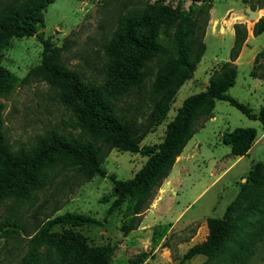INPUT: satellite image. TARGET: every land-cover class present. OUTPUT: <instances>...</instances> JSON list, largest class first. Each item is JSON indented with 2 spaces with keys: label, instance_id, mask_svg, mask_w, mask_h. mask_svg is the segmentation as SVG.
I'll list each match as a JSON object with an SVG mask.
<instances>
[{
  "label": "rangeland",
  "instance_id": "1",
  "mask_svg": "<svg viewBox=\"0 0 264 264\" xmlns=\"http://www.w3.org/2000/svg\"><path fill=\"white\" fill-rule=\"evenodd\" d=\"M11 1L0 0V9ZM192 3V0H55L42 11L43 24L37 27L36 33L50 38L54 46L63 47L62 60L67 67L75 68L81 64L86 76L100 80L97 69L104 60L97 61L95 53L102 54L103 40L110 39L119 13L137 11L146 4L188 10ZM214 3L213 17L230 8L231 14H235L234 19L246 25L247 34L248 26L252 30L254 24L264 18V10H257V15H253L242 0H216ZM200 23L195 38L199 37L202 29ZM221 25L223 23L218 26ZM72 32L75 34L66 42ZM205 34V53L192 78L180 87L166 117L144 137L140 147L161 143L167 125L183 101L203 92L222 61L229 59L233 40L227 45V39L223 42L219 35L208 34L205 37ZM160 39L161 43L168 44L163 34ZM250 41L249 49L244 51L239 61L235 84L228 94L256 114L264 100V84L261 88L255 87L250 78L254 60L251 65L247 60L252 50L259 53L264 48V33L250 37ZM42 51L43 47L35 36L12 38L9 46L2 51L0 65L18 78L10 92L0 96L4 105L3 130L12 150L33 148L52 132L66 139L90 140V136L76 126L73 109L61 102L56 89L40 78L23 81L30 71L41 64ZM261 62L264 64V59ZM151 67L153 72L142 90L143 102L138 104L140 99L130 96L118 103L126 116L136 117L134 123H145L152 112L154 93L151 84L158 69L153 63ZM213 114L215 120H208L184 148L183 157L186 154L189 156L183 169H180V156L161 188L156 189L153 199L148 200L144 214L149 212V217L145 221L144 232L134 234V229L126 235L123 233L121 225L126 219V201L120 207L109 210L115 199L113 181L99 175L86 179L70 163L49 170V182L32 201L16 203L8 200L0 204V224L17 218L29 231L47 216L53 218L66 212L85 214L100 224H89L74 230L81 233L90 246L111 247L110 264H181L186 250L206 238L207 218L222 217L226 207L235 200L247 182L252 163H264V128L257 120L247 118L226 101H217ZM237 128H254L259 136L254 148L240 160L234 158L230 148L222 144V136ZM146 160L140 154L112 149L103 158L101 166L117 179L127 180L144 166ZM235 204L231 220L237 230L231 242L218 256L198 255L182 264H264V185L249 188ZM64 228L57 226L54 232L61 233ZM3 242L0 235V247Z\"/></svg>",
  "mask_w": 264,
  "mask_h": 264
},
{
  "label": "trees",
  "instance_id": "2",
  "mask_svg": "<svg viewBox=\"0 0 264 264\" xmlns=\"http://www.w3.org/2000/svg\"><path fill=\"white\" fill-rule=\"evenodd\" d=\"M54 1L13 0L0 9V61L10 39L35 36L43 47L42 61L23 81L40 78L56 89L61 102L73 109L76 126L90 136V140L66 139L52 132L33 148L12 150L5 138L4 105L0 102V204L8 200L16 203L32 201L49 182V170L70 163L86 179L99 175L114 182L115 199L109 210L127 202L126 219L121 225L126 235L139 226L148 200L153 199L156 189L161 188L188 141L213 117L217 101L228 102L264 127V104L254 114L228 94L237 76L234 62L248 35L246 25L236 23L229 61L222 63L203 92L183 101L167 125L161 143L140 147L144 137L166 117L174 96L192 78L205 53L203 37L213 0H192L188 10L146 4L140 10L119 13L110 39L103 40L102 54L95 53L97 61L104 60L97 69L100 80L86 76L81 64L75 68L67 67L62 60L63 47L54 46L50 38L36 33L37 27L43 24L42 11ZM242 3L251 11L264 10V0H242ZM199 23L202 29L195 38ZM263 32L264 18H261L254 24L252 34L256 37ZM74 34L70 33L65 41L69 42ZM161 34L167 37L168 44L161 43ZM263 59L264 48L255 56L250 74L262 82ZM151 63L158 69L151 84L154 93L152 112L145 123H134L136 117L126 116L118 103L130 96L138 97V104L143 102L142 90L153 72ZM17 81L13 73L0 65V96L9 93ZM255 138L254 128H237L222 136V144L230 148L232 156L242 157L248 153ZM112 149L140 154L147 160L132 178L117 179L101 166L103 158ZM262 185L264 164L257 162L251 166L247 182L226 207L223 216L207 218L206 238L186 250L181 264L198 255L218 256L237 230L231 220L236 201L249 188ZM94 223L100 224L88 215L66 212L53 218L47 216L28 231L17 218L7 219L0 224V235L4 239L0 247V264H110L111 247L90 246L85 237L74 230ZM57 226L65 228L57 233L54 232Z\"/></svg>",
  "mask_w": 264,
  "mask_h": 264
},
{
  "label": "crops",
  "instance_id": "3",
  "mask_svg": "<svg viewBox=\"0 0 264 264\" xmlns=\"http://www.w3.org/2000/svg\"><path fill=\"white\" fill-rule=\"evenodd\" d=\"M214 1H216V0H214ZM214 1H213L212 9L210 10V13H209V15H210V19H209V24H208V27H207V30H206L205 37H206L208 34H210L211 36H213V34H215V35H219L220 38H221V40H222L223 42H225V40L227 39V45H230L231 41H232V40L234 41V29H233V25L236 24V23H241V22H240V21H236V20L234 19L233 15H235V14H234V13L231 14V11H232V10H231L230 8H227L223 14H221V15H217V16L213 17V12H214V7H215V3H214ZM257 12H258V11H257ZM229 14H231V17H230V18H227ZM226 18H227V19H226ZM214 23H216V26H215V27H213ZM220 23H223V25L218 26ZM263 33H264V32H263ZM263 33H262V34H263ZM260 35H261V34H260ZM250 37H251V38H254V36H253V34H252V30H250V28H249V26H248V37H247L246 42L244 43V45H243V47H242V50H241V52H240L239 57H238L237 60L234 62V65L236 66V70H238L239 61H240V59L242 58V55H243L244 51L247 50V49H249V46H250V44H251ZM251 40H252V39H251ZM263 47H264V43L262 44V48H263ZM257 53H258V52L254 51V50L251 51L250 58L247 60V63H248L249 65H251V62L254 60V58H255V56H256ZM228 61H229V59L222 61V63H225V62H228ZM217 64H221V63H216V65H217ZM216 65H215V66H216ZM250 78H252V77H250ZM252 79H253V81L255 82V87H257V88H261V87L263 86L264 82H262L261 80H258V79H255V78H252ZM187 81H188V80H187ZM254 90H255V89H254ZM263 104H264V100L262 101V105H263ZM262 105H261V106H262ZM261 106H260V107H261ZM252 112H253V111H252ZM257 112H258V111H257ZM214 120H215V116H214V114H213V117H212L211 119H209V121H214ZM204 126H205V124H204ZM263 128H264V127H263ZM255 130H256V129H255ZM191 139H192V138H191ZM191 139H190V140H191ZM190 140H189V141H190ZM189 141H188V142H189ZM258 141H259V136H258V133H257V131H256V138H255V140H254V143H253L252 147H251L250 150L248 151V153H247L245 156H242V157H236V156H233V157L236 158L237 160H240V159L245 158V157L250 153V151L254 148V146L257 144ZM187 144H188V143H187ZM187 144H186V145H187ZM185 147H186V146H185ZM181 154H182V155H181V157H180V158H181V160H180V169H183V165H184V163L188 161V156H189V154H186L185 157H183V156H184V155H183V151H182ZM182 158H183V159H182ZM255 163H257V162H255ZM261 163H262V162H261ZM253 164H254V163H252V165H253ZM263 164H264V163H263ZM252 165H251V166H252ZM162 200H163V198H162ZM162 200H160V201H162ZM158 203H160V202H158ZM148 217H149V212L146 213V214H144V216H143V218H142V220H141L139 226L137 227V229H135L134 234H135V233L144 232L143 229H145V227H146V225H145V221L147 220Z\"/></svg>",
  "mask_w": 264,
  "mask_h": 264
},
{
  "label": "water",
  "instance_id": "4",
  "mask_svg": "<svg viewBox=\"0 0 264 264\" xmlns=\"http://www.w3.org/2000/svg\"><path fill=\"white\" fill-rule=\"evenodd\" d=\"M257 10H255V11H251V14H253V15H257Z\"/></svg>",
  "mask_w": 264,
  "mask_h": 264
}]
</instances>
